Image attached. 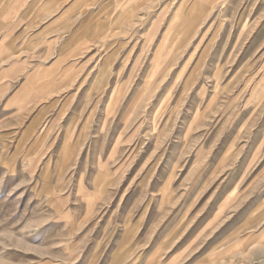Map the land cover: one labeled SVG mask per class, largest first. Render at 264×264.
<instances>
[{
	"label": "rangeland",
	"instance_id": "rangeland-1",
	"mask_svg": "<svg viewBox=\"0 0 264 264\" xmlns=\"http://www.w3.org/2000/svg\"><path fill=\"white\" fill-rule=\"evenodd\" d=\"M77 1L15 28L0 264H264V0Z\"/></svg>",
	"mask_w": 264,
	"mask_h": 264
},
{
	"label": "crops",
	"instance_id": "crops-1",
	"mask_svg": "<svg viewBox=\"0 0 264 264\" xmlns=\"http://www.w3.org/2000/svg\"><path fill=\"white\" fill-rule=\"evenodd\" d=\"M57 1L46 0V2H34L33 6H38L39 13H32L31 0H0V85L10 84L5 79L9 77V73L14 71L15 66V56L17 54L16 48L19 43L16 40H21L25 38V30L22 33L15 36L16 27H20L22 23L33 21H42L47 19V6L52 7ZM80 1V0H79ZM72 3L68 10L72 9L74 5H78L80 2ZM79 2V3H78ZM111 4V3H109ZM121 4V2L119 3ZM33 16V17H32ZM61 15H58V17ZM57 17V18H58ZM60 18V17H59ZM19 23V25H16ZM21 31V29H17ZM42 32V34H41ZM40 34L43 36L46 31L41 30ZM19 69H24L23 67H18Z\"/></svg>",
	"mask_w": 264,
	"mask_h": 264
}]
</instances>
